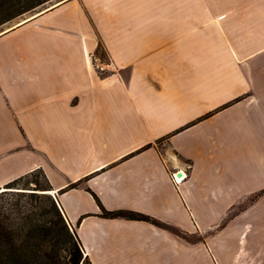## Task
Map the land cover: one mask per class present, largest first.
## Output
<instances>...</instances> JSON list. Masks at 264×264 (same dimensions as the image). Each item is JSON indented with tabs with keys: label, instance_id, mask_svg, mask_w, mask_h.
Listing matches in <instances>:
<instances>
[{
	"label": "crops",
	"instance_id": "crops-1",
	"mask_svg": "<svg viewBox=\"0 0 264 264\" xmlns=\"http://www.w3.org/2000/svg\"><path fill=\"white\" fill-rule=\"evenodd\" d=\"M212 1L61 0L0 34V107L18 119L0 191L43 169L92 264H264V0ZM96 197L189 238L102 217Z\"/></svg>",
	"mask_w": 264,
	"mask_h": 264
},
{
	"label": "trees",
	"instance_id": "trees-1",
	"mask_svg": "<svg viewBox=\"0 0 264 264\" xmlns=\"http://www.w3.org/2000/svg\"><path fill=\"white\" fill-rule=\"evenodd\" d=\"M47 1L0 0V26ZM100 50H103L101 44ZM23 181L26 182L23 184ZM77 185L71 184L66 189ZM10 188L36 191H17L21 196L28 193L30 201L26 204H21L20 199L0 204V264H92L85 257L80 239L71 229L55 196L47 192L53 187L43 169L9 182L0 194H8ZM100 207L102 217L145 220L189 238L187 233L149 215L131 210H108L101 203Z\"/></svg>",
	"mask_w": 264,
	"mask_h": 264
},
{
	"label": "rangeland",
	"instance_id": "rangeland-1",
	"mask_svg": "<svg viewBox=\"0 0 264 264\" xmlns=\"http://www.w3.org/2000/svg\"><path fill=\"white\" fill-rule=\"evenodd\" d=\"M61 0H48L47 2H45L43 5H40L36 8H34L33 10H31V12H27L26 14L16 17L14 18V20H11L9 22H6L5 24H2L0 26V34L5 32L7 29L12 28L13 26H15L17 23H20L23 20H26L27 18H30L32 15L46 9L49 8L53 5H56L57 3H59ZM211 7L214 10H218L220 12H229L232 13L235 12L238 15L242 14L243 11H245V9L247 7L251 8V9H256L259 7V1L258 0H213L211 2ZM222 18V20H224V23L227 24L230 21V18L224 16H220V19ZM232 21H234L233 23L235 24H241L242 23V16H236L234 18H232ZM241 36V33L235 34V39L236 36ZM95 54H97L98 56H100L103 60V62H106L108 65L107 69L104 71H108L110 70V66H111V62L110 59L108 57H106L105 54V50H100L98 51V53L96 52ZM0 68H1V64H0ZM94 68L98 71V68L96 66H94ZM100 72V71H98ZM104 72H100V73H104ZM0 74H1V69H0ZM4 111V114H3ZM2 122L4 123V126L2 124ZM18 123V119L9 112V107L6 108V106H4V108L0 107V135L3 134L6 130H11L13 129V126L17 125ZM2 124V125H1ZM14 133V132H13ZM14 136H12L13 138ZM26 181H23L22 183L24 184ZM33 186V185H32ZM23 187V186H22ZM33 188V187H31ZM5 190V189H4ZM11 192H8V194H0V204L3 203H14L17 200H21V204H26L28 201H30V197L28 196V193L26 196H21L18 195L17 191H25V192H32V191H36V190H27L24 188H18V189H7ZM16 191V192H14ZM54 195V194H53ZM55 196V195H54Z\"/></svg>",
	"mask_w": 264,
	"mask_h": 264
},
{
	"label": "built area",
	"instance_id": "built-area-1",
	"mask_svg": "<svg viewBox=\"0 0 264 264\" xmlns=\"http://www.w3.org/2000/svg\"><path fill=\"white\" fill-rule=\"evenodd\" d=\"M91 57H92L93 64L94 66L98 68V71L104 72L107 69L109 64H107L106 62H103L100 56H98L97 54H92ZM178 176L179 175H177V173L173 174L174 181H176L177 183L180 181L178 179Z\"/></svg>",
	"mask_w": 264,
	"mask_h": 264
},
{
	"label": "bare ground",
	"instance_id": "bare-ground-1",
	"mask_svg": "<svg viewBox=\"0 0 264 264\" xmlns=\"http://www.w3.org/2000/svg\"><path fill=\"white\" fill-rule=\"evenodd\" d=\"M185 176V174L182 172L181 175L178 176L179 180H182V178ZM50 192V191H49Z\"/></svg>",
	"mask_w": 264,
	"mask_h": 264
},
{
	"label": "water",
	"instance_id": "water-1",
	"mask_svg": "<svg viewBox=\"0 0 264 264\" xmlns=\"http://www.w3.org/2000/svg\"><path fill=\"white\" fill-rule=\"evenodd\" d=\"M179 175H181V173Z\"/></svg>",
	"mask_w": 264,
	"mask_h": 264
}]
</instances>
